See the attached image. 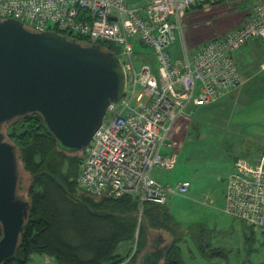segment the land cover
<instances>
[{
    "label": "built area",
    "instance_id": "1",
    "mask_svg": "<svg viewBox=\"0 0 264 264\" xmlns=\"http://www.w3.org/2000/svg\"><path fill=\"white\" fill-rule=\"evenodd\" d=\"M218 0H151L145 7L128 0H0V17H16L30 28L62 29L91 43L112 41L126 72L125 92L111 102L101 126L84 148L76 177L95 196L132 194L140 202L166 203L173 193H186L190 182L163 183L152 172L171 169L178 159L168 138L178 115L188 105L218 100L245 81L234 53L243 44H264V0H254L245 20L181 55L171 46L183 35L181 11ZM115 16L116 18H112ZM133 38L152 47L151 61L136 68ZM141 89L137 92V86ZM194 110H190V113ZM224 210L264 229V152L238 156L227 179ZM136 247V240L132 253ZM131 253V254H132Z\"/></svg>",
    "mask_w": 264,
    "mask_h": 264
},
{
    "label": "rangeland",
    "instance_id": "2",
    "mask_svg": "<svg viewBox=\"0 0 264 264\" xmlns=\"http://www.w3.org/2000/svg\"><path fill=\"white\" fill-rule=\"evenodd\" d=\"M253 1L218 0L182 10L183 35L176 33L171 51L181 55L184 44L192 51L205 40L224 34L248 15ZM132 41L136 50L133 60L140 70L143 63L151 61L153 49L138 38ZM234 57L245 81L216 101L199 105L191 102L186 112L176 117L168 134L178 152L175 166L168 169L156 165L152 172L166 184L176 185L185 179L190 182L186 193L170 194L166 202L185 229L199 224L206 227L202 231L196 227L193 233L183 236V256L188 264H264L262 229L257 228L254 239L246 241L248 225L224 210L227 179L236 158H256L264 152V44L260 39L249 41L235 51ZM140 89L138 85L137 92ZM74 152L82 153L81 150ZM19 168L18 193L28 199L30 175L21 164ZM62 207L64 232L79 240L72 230L86 210L76 200ZM156 237L169 244L174 235L155 229L150 232L151 243ZM206 241L222 251L206 256L199 247Z\"/></svg>",
    "mask_w": 264,
    "mask_h": 264
},
{
    "label": "water",
    "instance_id": "3",
    "mask_svg": "<svg viewBox=\"0 0 264 264\" xmlns=\"http://www.w3.org/2000/svg\"><path fill=\"white\" fill-rule=\"evenodd\" d=\"M125 86L121 59L101 43H82L57 29L37 31L16 17H0V264L14 255L31 205L18 193V149L5 138L3 124L39 111L62 146L82 150ZM150 245L138 264H165L169 244L155 251Z\"/></svg>",
    "mask_w": 264,
    "mask_h": 264
},
{
    "label": "trees",
    "instance_id": "4",
    "mask_svg": "<svg viewBox=\"0 0 264 264\" xmlns=\"http://www.w3.org/2000/svg\"><path fill=\"white\" fill-rule=\"evenodd\" d=\"M57 30L76 37L82 43L91 44L85 36ZM98 43L116 54L119 51L112 41ZM2 131L6 139L16 144L19 167L21 164L31 179L28 188L29 215L14 255L2 264H26L33 252L49 253L58 264H138L140 254L149 244L150 232L155 229L167 230L174 235L164 263L188 264L183 256V236L193 233L196 227L201 228L199 231L205 230L203 224L185 229L166 203L147 201L140 215V202L132 194L108 197L84 191L76 181L84 151L79 154L62 146L39 111L12 118L3 124ZM74 200L86 210L82 220L72 230L78 234L79 240L64 232L62 204ZM243 222L250 228L245 232L246 241H250L254 239L256 228ZM2 234L0 223V237ZM123 240L132 243L125 256L118 251ZM135 240L136 247L132 253ZM199 247L208 257L222 251L211 247L210 241L200 243Z\"/></svg>",
    "mask_w": 264,
    "mask_h": 264
},
{
    "label": "crops",
    "instance_id": "5",
    "mask_svg": "<svg viewBox=\"0 0 264 264\" xmlns=\"http://www.w3.org/2000/svg\"><path fill=\"white\" fill-rule=\"evenodd\" d=\"M128 1L130 2L131 5L145 7L151 0H138L136 2H131V0H128ZM245 18L243 20H241L240 23H242L245 20ZM241 221L243 222V220H241ZM256 230H257V228H256ZM123 242H127V243L124 244ZM121 243H123V245H122L121 249L118 247V251L123 256H125L129 252V249H130L132 243L130 240H123L120 242V244ZM120 244H119V246H120ZM26 264H58V263L56 261V258L49 253L33 252L31 254V259Z\"/></svg>",
    "mask_w": 264,
    "mask_h": 264
},
{
    "label": "flooded vegetation",
    "instance_id": "6",
    "mask_svg": "<svg viewBox=\"0 0 264 264\" xmlns=\"http://www.w3.org/2000/svg\"><path fill=\"white\" fill-rule=\"evenodd\" d=\"M164 245H166L165 243H163V238L161 237H156L153 239V242L151 243L150 245V248L151 250H157V249H160L162 248ZM166 250V249H165Z\"/></svg>",
    "mask_w": 264,
    "mask_h": 264
}]
</instances>
